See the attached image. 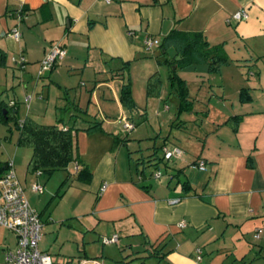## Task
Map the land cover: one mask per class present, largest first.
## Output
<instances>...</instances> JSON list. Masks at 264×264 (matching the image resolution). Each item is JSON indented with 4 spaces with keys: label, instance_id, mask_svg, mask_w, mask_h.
<instances>
[{
    "label": "crops",
    "instance_id": "obj_1",
    "mask_svg": "<svg viewBox=\"0 0 264 264\" xmlns=\"http://www.w3.org/2000/svg\"><path fill=\"white\" fill-rule=\"evenodd\" d=\"M241 10L247 19L236 22L232 16ZM12 29L20 32L18 41L6 36ZM173 31L202 34L222 47L227 61L217 72L206 65L200 70L197 95L176 73L191 110L178 109L177 119L186 114L182 127L169 131L160 148L176 147L182 155L154 182L143 168L155 158L132 151L122 136L128 134L122 119L129 121L132 111L119 96L130 82L124 64L143 54L164 61L158 46L144 50V40L160 41ZM55 43L65 57L39 75ZM155 60L169 76L179 68ZM121 61L123 69L113 71ZM148 74L146 96L149 78L160 80L159 94L147 96L160 109L166 99L161 75ZM68 102L86 116L63 123L73 128L72 162L51 173L30 171L31 150L19 145L17 125L27 119L61 125L58 109ZM94 110L119 118L102 119L100 130L88 133L99 121ZM77 121L85 127H76ZM139 130L147 140L149 133L163 132ZM199 160L204 171L193 167ZM8 163L40 216L39 250L54 264H264V0H0V177ZM77 167L91 176L79 179ZM35 184L41 193L32 191ZM114 236L115 242L104 243ZM13 237V247L0 241V260L4 250L15 249Z\"/></svg>",
    "mask_w": 264,
    "mask_h": 264
},
{
    "label": "trees",
    "instance_id": "obj_2",
    "mask_svg": "<svg viewBox=\"0 0 264 264\" xmlns=\"http://www.w3.org/2000/svg\"><path fill=\"white\" fill-rule=\"evenodd\" d=\"M157 48L160 49L161 55L165 58L162 64H167L170 68L173 66L186 68L195 65H206L209 72H217L227 61L222 47L220 45H210L200 33L173 31L160 40ZM169 52H172V56L169 55ZM177 57H180L179 61H176ZM127 65L128 63L124 64V70L127 69ZM169 83L170 88L179 99V111L189 112L191 110V102L187 96L185 83L177 77L176 71L173 69L170 71ZM160 86L161 83L158 76H151L147 84V96L156 97L159 94ZM119 101L129 111L136 109L131 96V84L128 79L121 86ZM68 103L63 108L58 109L60 111L58 122L63 123L64 114L71 108L76 112H71V117L85 120L81 116L80 108L73 102ZM91 124L85 129L86 132L91 133L100 130L101 125L99 122ZM17 126L19 128V145L28 147L31 150L28 163L30 171L42 170L43 172L51 173L66 169L72 162L73 128H64L59 124L40 125L31 119H27ZM149 162L151 161H148L149 166H158V163L150 165L151 163ZM78 175L79 179L91 176L85 167L80 169Z\"/></svg>",
    "mask_w": 264,
    "mask_h": 264
},
{
    "label": "rangeland",
    "instance_id": "obj_3",
    "mask_svg": "<svg viewBox=\"0 0 264 264\" xmlns=\"http://www.w3.org/2000/svg\"><path fill=\"white\" fill-rule=\"evenodd\" d=\"M231 55L232 54H229V56H231ZM240 56H244V53L243 54L238 53V57H240ZM155 57H157L158 60L163 61V59H161L160 57H158V56H155ZM155 57L145 56L143 54V55H141L140 58L129 62V64L127 65V71H125L124 75H125V79H126L127 74H128V77L130 79L132 98H133L132 87L134 88L135 100L133 98V101L137 107H136L135 111L132 110L131 113L126 111L130 117L129 122L131 121V123L135 126V128L131 132H129L128 134H126V135L123 134L122 136L125 138H128V142L132 144L131 148H130L132 151L137 149L142 155H145L144 157L146 159H148V157L149 158H155L154 161L149 162V163H152V165L158 163V166L154 167V166L146 165V167L143 168V171H144L145 177L153 180L154 182L155 181L157 182V180L154 179V174L160 172L163 176L162 177V179H163L164 177H166L168 175L169 170L166 167L170 166L172 163L175 162V159L172 161H169V162L163 160V152L160 148V145L163 143L164 138H167V136L169 135V131H171V130L173 131V129H175V127H177V126H179L178 129H181V127H182L181 121L184 120V116L186 114L182 113L178 119L176 118V116H178L180 113L178 111V108H177V107H179V101H178L176 95L171 91V88H170V83L168 80L169 68L166 65L158 64L155 60ZM176 59H178V58H176ZM124 63L125 62L121 61L119 66H117L118 68H112L113 71H115V69H121ZM200 70H206V66L205 65L198 66L195 68V70H193L192 68H190L188 70H185V69L183 70V69L178 68L176 70L177 71L176 73L178 76L188 78L190 95H197L199 93L198 85H196V82H197L196 77L200 78V76L198 74L200 72ZM156 71L159 72V74L161 75V78H162V87H161L162 94H161V96H162V98L163 97L166 98L164 100V102H162V106L160 107V109L156 107V105L154 103L155 100L153 98L151 100L145 94L146 81L149 77L146 75L148 73L153 74ZM148 75H151V74H148ZM204 77H205V75H204ZM117 88L119 90L118 85H117ZM200 94H201V92H200ZM93 113L98 118L99 121L98 120L97 121L99 123L101 122L102 119L108 120L110 122H114L119 118V116L116 114H114L113 116L110 115L108 118H106L102 113L99 117V112H97V110H94ZM81 116L86 119L85 115L81 114ZM63 119H64V121L70 119L72 125L75 124L76 120H79L75 117H71L70 114H68V115L65 114ZM64 121H63V123H64ZM63 123H60V124L63 126ZM189 124H191V123H189ZM82 126L85 127V124L81 121H77L76 127H82ZM142 126L145 129H148V128H154L155 130L161 129V131H163V132L161 134H159L160 130H157V133L160 135V137H158L159 135L156 136L155 133L151 132L148 135H150V137H152V138H151V140H147V138H146L147 136L145 134H143L144 132L142 133V131L139 130L140 127H142ZM68 127H70V126H68ZM118 130H120V128H118ZM149 147L151 149H149ZM155 151H156V156L154 155ZM138 153L135 152V153H133V155L136 156V155H138ZM158 159H162V161H159ZM140 161H142L141 158H140ZM12 170L14 171L13 168H12ZM14 174H15V171H14ZM61 174H63V173H61ZM15 177H16V179H18L16 174H15ZM25 196H26V194H25ZM26 199L30 204L28 194L26 196ZM52 207H53V205H52ZM2 240L7 241L9 243V245L11 247H13V244H14L13 235L11 233H9L6 229H4L3 227L0 226V241H2ZM125 249H127V254H128V252H130V250H129L130 248H125ZM132 262H133V264L135 262H138L136 264H164V263H166V262L158 263V261L155 259H148L145 261V263H143V261H135V260L131 261L130 263H132Z\"/></svg>",
    "mask_w": 264,
    "mask_h": 264
},
{
    "label": "built area",
    "instance_id": "obj_4",
    "mask_svg": "<svg viewBox=\"0 0 264 264\" xmlns=\"http://www.w3.org/2000/svg\"><path fill=\"white\" fill-rule=\"evenodd\" d=\"M232 18L236 21L247 19V14L241 10L236 12ZM7 37L18 41L21 37L17 29H12L6 34ZM159 40L146 38L144 40V50L151 52L153 47L159 45ZM65 57V49L59 44L51 45L40 62L39 75L52 70ZM23 68V59L18 61ZM122 127L129 133L134 129V125L122 119ZM163 160L170 161L181 157V151L173 147L171 149L163 148ZM9 168L0 177V226L15 235L16 245L13 251L4 250L0 264H54L50 256L39 250L38 244L42 236V223L38 213L29 205L24 190L15 177L12 170V163H8ZM193 167L199 171H204L206 164L199 160L193 164ZM79 170L80 168L77 167ZM161 177L160 173L154 174L155 179ZM104 188V187H103ZM34 193H41L42 186L35 184L31 187ZM176 202V201H175ZM181 227L184 225L181 224ZM117 237L104 239V243L115 242Z\"/></svg>",
    "mask_w": 264,
    "mask_h": 264
}]
</instances>
